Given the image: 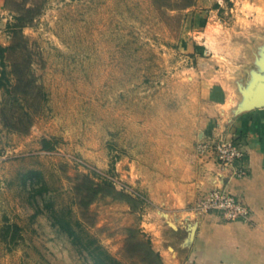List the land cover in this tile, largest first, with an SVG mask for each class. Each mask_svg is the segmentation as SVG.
Masks as SVG:
<instances>
[{
  "label": "rangeland",
  "instance_id": "rangeland-1",
  "mask_svg": "<svg viewBox=\"0 0 264 264\" xmlns=\"http://www.w3.org/2000/svg\"><path fill=\"white\" fill-rule=\"evenodd\" d=\"M0 1V264H93L54 214L125 264H142L129 227L166 255L178 223L203 214L197 143L220 117L208 87L264 83V0ZM83 176L138 211L82 207Z\"/></svg>",
  "mask_w": 264,
  "mask_h": 264
},
{
  "label": "crops",
  "instance_id": "crops-1",
  "mask_svg": "<svg viewBox=\"0 0 264 264\" xmlns=\"http://www.w3.org/2000/svg\"><path fill=\"white\" fill-rule=\"evenodd\" d=\"M260 88H237L225 82L210 85L209 103L219 109L220 117L211 120L199 133L201 139L218 127L224 128L244 146L248 174L231 179L227 187L249 207L251 220L225 221L218 213H203L194 221L189 217L178 223L177 235L168 245L169 252L164 255L160 251L165 264H264V107L250 105L251 97L260 98ZM199 159L209 171L204 181L206 189L198 199L212 188L218 173L214 158ZM192 226L195 229L189 236L187 230Z\"/></svg>",
  "mask_w": 264,
  "mask_h": 264
},
{
  "label": "trees",
  "instance_id": "trees-1",
  "mask_svg": "<svg viewBox=\"0 0 264 264\" xmlns=\"http://www.w3.org/2000/svg\"><path fill=\"white\" fill-rule=\"evenodd\" d=\"M195 3L196 0H179L176 8L184 9L192 7ZM215 8L221 9V5L217 3ZM32 19L31 17H18V21H20L19 26H23ZM32 173L37 172L32 171ZM75 190L79 197V204L85 208L90 206L99 197H112L125 201L130 205L133 211H138L141 203L139 199L134 198L125 191L117 189L112 181L106 179L103 181H96L93 177L83 176L76 184ZM53 218V224L59 225V227L68 233L73 243L88 252L93 259V264H125L108 252L95 238L87 236V240L84 241L70 219L64 218L58 214H54ZM126 231L128 236L126 240L127 252H136L140 256L142 264H165L161 253L154 248L150 237H142L140 230L137 228L129 227Z\"/></svg>",
  "mask_w": 264,
  "mask_h": 264
},
{
  "label": "built area",
  "instance_id": "built-area-1",
  "mask_svg": "<svg viewBox=\"0 0 264 264\" xmlns=\"http://www.w3.org/2000/svg\"><path fill=\"white\" fill-rule=\"evenodd\" d=\"M197 153L202 158H214L218 167L212 188L196 202L197 210L200 213H218L225 221H250L249 207L227 187L231 179H241L248 174L244 146L224 128L218 127L199 139Z\"/></svg>",
  "mask_w": 264,
  "mask_h": 264
},
{
  "label": "water",
  "instance_id": "water-1",
  "mask_svg": "<svg viewBox=\"0 0 264 264\" xmlns=\"http://www.w3.org/2000/svg\"><path fill=\"white\" fill-rule=\"evenodd\" d=\"M261 88V92H260V98L257 97H251L252 99L250 100V105L251 106H256V107H264V83L260 84ZM244 93L247 96H250L248 91H244Z\"/></svg>",
  "mask_w": 264,
  "mask_h": 264
}]
</instances>
